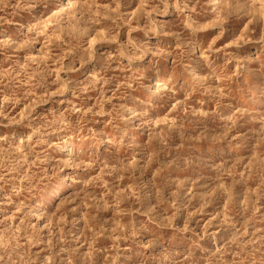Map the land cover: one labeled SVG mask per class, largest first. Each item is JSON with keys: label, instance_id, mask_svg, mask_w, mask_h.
<instances>
[{"label": "clouds", "instance_id": "obj_1", "mask_svg": "<svg viewBox=\"0 0 264 264\" xmlns=\"http://www.w3.org/2000/svg\"><path fill=\"white\" fill-rule=\"evenodd\" d=\"M190 3L191 0H177L175 4L171 0H150L147 7L152 11L147 16L145 27L141 29L143 36L147 39H144L142 43L136 36H129L126 43L120 41L117 29H124L125 25L128 24V14L119 10L125 6L124 4L118 5L114 14L113 10L110 9L108 18L114 20L115 24L101 22V27H104L105 32L110 37V42L113 44L110 49L113 59L107 64V71H105L102 60L97 61L100 64L99 70H97L96 63H94L96 61L94 53L87 58L82 55L65 54L64 58H67L69 63L63 68H59L60 61L56 56H53L52 59L57 60L58 71L64 75L56 76V92L39 100L40 103L53 105L51 108L53 117L46 123H34L37 117L32 115L31 110L24 114L23 122L14 116H10V109L25 103L30 99V96L21 94L18 84H10L6 88L0 87V129H9L7 132H0V145H7L13 141V138L18 136V129L25 130L19 133L21 140L27 137L31 141L24 143V153L21 156H16L10 148L4 150L3 172L0 174V217H2L0 219V229H2L0 232V264H89L85 254L79 251V242L76 241L75 246H71L72 242L75 241V233L72 228L80 223V213L83 212L80 201L84 200L92 210L111 208V199H103L96 190L100 188L101 183L105 184L107 190H105L104 196L108 197L109 190L114 192L117 187L123 186L117 183L121 179L132 183L137 192H143L146 196H151L157 187L161 188L164 193V202L160 207L167 209L166 214L174 220L182 218L185 214L189 217L184 228H173L171 234L173 242H187V247L182 251L174 250L168 246L161 239L159 231H150L144 227L133 233L135 236L139 235L140 231H150L149 239L145 243L141 244L136 239H132L131 243L153 251L160 249L154 258L146 259L145 264H264V220L257 228L254 223L248 222L252 220L251 216L241 217L240 208L236 205L230 210L228 220L222 224L217 218L216 223L211 224L212 231L207 233V237L201 235L199 222L205 217L198 216L199 209L193 212L190 205L181 203L182 200L186 201L190 198L184 197L182 191L186 190L189 183L198 184L200 177L185 182L184 189L177 188L175 184L165 189L159 178L155 180L144 178L149 159L153 167L160 165L159 153H154L150 158L148 155L150 149L145 148L142 143L134 138L128 139L126 143L123 142V138L128 137V131L120 128V120L143 119L149 111L159 108L166 109L173 102L178 106H189L190 102L179 100L177 96L172 94V89L175 88L177 92L181 91L178 84L179 80H183L186 84L198 81L199 77L196 68L193 67V61H196L201 68L208 70L210 80L214 79L212 66L216 58L215 54L222 53L225 58L231 55L226 50L214 47V44L216 41L226 38V34L233 31V24L244 25L245 30L241 35L245 39L251 36L254 43L264 48V35H257L264 32V24H262L264 21V0H197L198 7H189ZM134 4L135 0H126L128 8ZM8 7V4L4 5V9ZM23 7L28 10L35 21L29 29L30 32H39L42 25L49 28L50 24L49 30L63 35L69 50H74L75 44L65 18L79 13V7L75 5L66 7L63 0H23ZM145 7V4L139 5L134 22L136 19L144 20ZM170 9H174L180 18L182 26L178 30L169 28L168 20L157 19V17L171 16ZM209 17L212 19L207 26L217 29L212 36L211 43H207V38L202 35L203 25L200 23L201 19ZM0 22L13 23L12 20L5 19L4 16H0ZM92 30L95 29L92 28ZM86 34H90L87 27L83 28L81 32L84 42H86ZM152 36L167 38V46L163 50L168 56H174L177 59L176 72L172 80L167 85L162 83L161 88L155 92L151 91V86L145 83L141 77L145 73L151 72L152 76H145V80L159 79L161 69L157 66V61L153 60L150 65L143 66L135 63L140 57L151 56L155 51L151 45ZM157 43H160L159 39ZM173 43L176 46V51H172ZM206 43L207 47H205ZM9 46V40L0 41V47L7 48ZM79 47L85 52L87 51L84 49L83 43ZM63 49L64 43L61 44L60 51ZM198 53L204 54L203 60H200ZM16 55L17 52L14 48L9 54V59ZM209 57H213V59H209ZM78 60L79 68L77 67ZM123 61H127V63H123ZM113 63L118 69L123 68L125 74L112 73L110 75ZM50 68V64L43 67L42 80L47 78ZM76 72H80L84 79H75L71 74ZM89 72L92 73L90 79L88 78ZM121 81V87L115 96L108 97L107 94ZM51 83V81L48 84L38 83L36 87H43L47 92ZM164 88L167 90H161ZM141 89L147 91L151 96L150 101H141V103L146 104L142 113L136 112L120 102L128 98L136 99L132 93ZM209 94L215 97L217 95L216 89L210 88ZM227 94L225 87L224 95ZM61 95L64 96L63 101L58 99ZM93 96H95L97 103L89 106V101ZM70 97H75V102ZM113 98L117 99V103L109 104L108 101ZM61 102L69 104L70 107L57 118L55 114L59 112V109L54 106ZM200 102L201 104L205 103L203 96L200 97ZM106 104L108 105L107 108L105 107ZM192 108L195 111L194 104ZM73 112L76 113L75 118L72 116ZM124 112L128 113L127 117L123 115ZM172 115L175 117L177 127L181 126L182 120L187 119L179 115V110ZM98 116L109 120V127L121 135L122 142L119 145V152H117L115 138L110 133L96 129L95 125L103 123L98 119ZM150 124L151 121L148 120L149 128ZM53 130H55V135H53ZM78 132L89 138L92 147L87 151L83 145L78 146L74 141ZM235 139L237 143L232 145L234 149L244 146L242 137ZM106 143L107 152L101 153L99 148L105 147ZM33 145L38 147L34 150ZM50 148L51 152H49ZM160 151L163 152L164 150L161 149ZM258 151L261 160H264V146H261ZM54 153L62 154V158L54 165L56 170L61 168L73 169L72 173L61 178L70 182L65 184L64 188L70 189L71 193L65 201L68 206L63 207L57 213L68 217L67 221L62 220L58 226L61 229L60 235H57V226L54 222L53 227L49 230L50 234L48 232L42 233L38 227L33 228L32 221L39 222L43 213L38 215L37 211L34 210L37 206L29 207L26 203L43 191L44 185L47 183V180L44 179L47 175V166L52 164L51 157ZM25 158L31 160V165H34L32 171L27 173L23 171ZM42 165L45 166L44 171H41ZM199 165L208 168L214 166L210 161L197 157H193L189 161V167L195 168ZM77 169L79 171H76ZM97 169L101 170L100 177L94 175ZM217 175L219 179L215 181L214 186L217 195L223 196L226 189H221L219 185L227 177L221 172H218ZM89 177L92 179L90 180ZM21 179L24 180L22 186L17 183ZM78 185H87V187H81L77 191L76 186ZM63 196L64 192L62 191L55 193L57 199H61ZM8 206L14 209L12 215L8 214ZM133 207L136 205L133 204ZM140 212L141 214L146 212L148 220L154 226H159L161 229L169 226L161 219L165 213L158 212L156 205L150 209H140ZM86 215H88V226L91 228V232L86 233L87 240L91 241V244L85 241L86 247L89 248L88 257L91 258L92 264H112L111 259L104 260L105 249L103 247H93V245H97V235H103L105 239L115 237L123 240L129 239L128 234L120 235L116 230L109 232L108 226H98L92 221L90 213ZM206 215H210V213H206ZM194 216H198L195 222L192 219ZM21 217H23V221L19 226L11 223L13 220H20ZM44 218L46 219V217ZM251 229H255V234L250 231ZM216 232H219V235H216ZM246 236L247 238H245ZM206 238L211 239L217 245L214 250L202 247L201 241ZM33 248L36 251H31ZM117 248L118 245L114 243L113 249ZM108 255L111 257L112 253L109 252Z\"/></svg>", "mask_w": 264, "mask_h": 264}, {"label": "rangeland", "instance_id": "obj_2", "mask_svg": "<svg viewBox=\"0 0 264 264\" xmlns=\"http://www.w3.org/2000/svg\"><path fill=\"white\" fill-rule=\"evenodd\" d=\"M149 2L150 0H135V4L128 8L126 0H63L66 7L75 5L80 9L79 13L65 18L75 44L74 50L70 51L63 35L49 30L50 24L49 28L42 25L39 32L29 31L35 21L28 10L23 7V0H0V9H3L0 11V16L13 21L10 24L0 22V41L9 40L10 43L7 48L0 47V52H2L0 54V87L6 88L10 84H18L21 94L30 96V99L25 103L11 108L9 115L23 122L24 114L31 110L32 115L37 117L34 123L43 124L52 119L51 108L53 105L39 102L40 98H47L56 92V76L64 75L58 71L57 60L52 59V57L56 56L60 61L59 68H63L69 63V60L64 58L65 54L82 55L87 58L94 53L96 56L94 63H96L97 70L100 67L97 61L102 60L105 71H107L106 66L113 59L110 51L113 44L110 42V37L105 32L104 27H101V22L115 24L114 20L108 18L109 10L112 9L114 14L117 6L124 4L125 6L119 10L127 12L128 24L125 25L124 29H117L119 39L126 43L129 36H136L142 43L147 37L143 36L141 29L145 27L147 16L152 11L147 7ZM171 2L175 4L177 0H171ZM5 4L9 5L6 9H4ZM141 4L146 5L144 9L145 18L144 20L136 19L134 22L135 13ZM189 7H198L197 0H191ZM170 11L172 12L171 16L157 17V19L168 20V27L172 30H178L182 26L180 18L174 9H170ZM211 19L209 17L200 20L203 25L202 35L207 38V43L212 42V36L217 31L215 27L207 26L211 23ZM21 25L23 27H20ZM85 27L89 28L90 31V34H86V42L81 37V32ZM232 28L233 31L226 34V38L216 41L214 44V47L231 53L227 58L222 53L215 54L216 58L212 66L214 79L210 80L208 70L201 68L196 61H193V67L196 68L199 77L198 81L186 84L183 80H179L178 84L181 91L177 92L175 88L172 89V94L177 96L179 100L190 102L188 107L178 106L173 102L166 109L159 108L149 111L143 119L132 118L119 121L120 128L128 131V137H124L123 142L126 143L128 139L134 138L142 143L145 148L150 149L148 154L150 158L154 153H159L160 165L153 167L149 159L144 178L153 180L159 178L165 189L172 184H175L177 188L184 189L185 182L200 177L198 184L189 183L186 190L182 191L184 197L190 198L186 201L182 200L181 203L190 205L193 212L199 209L198 216L205 217L199 222V231L201 235L206 237L207 233L212 231L211 224L216 223L217 218L223 224L229 219L230 210L236 205L240 208L241 217L251 216L252 220L248 222L254 223L257 228L264 220V215H262L264 214V160H261L258 151L261 146H264V48L254 43L251 36L245 39L241 35L245 30L244 25L233 24ZM257 35H264V32ZM158 39L160 43H157ZM62 43H64V49L60 51ZM81 43H83L84 49H87L86 52L79 47ZM207 43L205 47H207ZM151 45L155 48L152 55L140 57L135 63L143 66L150 65L153 60L157 61V66L161 69V79L153 82L152 78L145 80V76H152L151 72H147L141 77L145 83L151 86V91L155 92L161 88L162 83L167 85L172 80L176 72L177 59L174 56H168L163 50L167 46V38L152 36ZM14 48L17 55L9 59V54ZM172 51H176L174 43L172 44ZM197 55L200 60H203V53ZM209 59H213V57H209ZM123 63H127V61H123ZM49 64L51 65L49 75L42 80L44 75L42 69ZM77 67H80L79 60ZM111 70L110 75L112 73L125 74L124 69H118L114 63L111 65ZM71 75L77 80L84 79L80 72ZM91 76L92 73L89 72L88 78L90 79ZM49 81L52 83L47 92L43 87H36L38 83L48 84ZM121 83L122 81L118 82L107 96L114 97L120 89ZM225 87L227 88V95H224ZM210 88L216 89L217 95L215 97L209 94ZM132 96L136 99L128 98L120 102L136 112L142 113L146 104L141 103V101H150V94L141 89L132 93ZM201 96L205 98L203 104L200 102ZM70 98L75 102V97ZM58 99L63 101L64 96L61 95ZM96 103L95 96H93L89 101V106ZM108 103L116 104L117 99L113 98ZM193 104L195 111L192 108ZM54 107L59 109V112L55 114L59 118L60 114L66 112L70 105L61 102ZM105 107L107 108L108 105L106 104ZM177 110H179V115L182 118H187L182 120L180 127L176 126L175 117L172 115ZM123 115L127 117L128 113L124 112ZM72 116L75 118L76 113L73 112ZM98 119L103 123L95 125L96 129L110 133L115 138L117 152H119V145L122 142L121 135L109 127V120L102 116H98ZM148 120L151 121L150 128ZM7 131L9 129H0V132ZM22 131L25 130L18 129V136L14 137L9 144L0 145V174L3 172L4 150L10 148L16 156H21L24 153V143L31 142L27 137L24 140L19 138V133ZM53 135H55V130H53ZM236 137L243 138V147L235 149L232 147L237 143ZM74 141L78 146L83 145L86 151L92 147L89 138L83 133L78 132ZM37 147V145H33L34 150ZM161 149L164 151L161 152ZM99 151L106 153L107 143L105 147L99 148ZM49 152H51V148ZM193 157L210 161L214 166L212 168L203 165L195 168L189 167V161ZM61 158V153L52 155V164L47 166V175L44 177L47 183L44 185L43 191L26 202L29 207L37 206L34 210L37 211L38 215L43 213L39 222L32 221L33 228L38 227L42 233L48 232L50 234L49 230L53 227L54 222L57 226V235H60L61 229L58 226L62 220L67 221L68 219L67 216H61L57 213L63 207L68 206L65 201L71 193L70 189L64 188V185L70 182L61 178L72 173L73 169L61 168L56 170L54 165ZM129 163L131 164V161ZM24 164L23 171L25 173L32 171L34 165H31V160L25 158ZM44 168L45 166L42 165L41 171H44ZM218 172L227 177L219 185L221 189H226L223 196L217 195L214 186L215 181L219 179ZM94 175L100 177L101 170L97 169ZM89 179L92 178L89 177ZM17 183L22 186L24 180H18ZM117 183L123 186L117 187L114 192L109 190L108 197L104 196V192L107 190L105 184L101 183L100 188L96 190L103 199H111V208L92 210L84 200L80 201L83 212L80 213V223L72 228L75 233V241L72 242L71 246H75V242L78 241L79 251L85 254L89 264H92V261L88 257L89 248L85 245V241L91 244L86 236V233L91 232V228L88 226V215H86L89 213L92 221L98 226H108L109 232L116 230L120 235L128 234L129 236V239L121 240L115 237L105 239L103 235H97V245H93V247H103L105 249L104 260L111 259L112 264H145L146 259L154 258L160 249L153 251L131 243L132 239L139 240L141 244L145 243L149 239L150 231H159L161 239L174 250L182 251L187 247V242H173L171 234L173 228H184L189 217L185 214L182 218L174 220L166 214L167 209L160 207L164 202V193L161 188L157 187L151 196H146L143 192H137L132 183L122 179L118 180ZM81 187H87V185H78L76 190L79 191ZM57 191L64 192L63 198L57 199L55 197ZM130 201L132 203H129ZM133 204L136 207H133ZM153 205L157 206L158 212L165 213L161 219L169 225L168 227L161 229L159 226H154L148 220L146 212L141 214L140 209H150ZM8 208V214L12 215L14 209L11 206ZM206 213H210V215H206ZM198 216L192 217L194 222ZM22 221L23 217L20 220L11 221V223L19 226ZM144 227L150 231H140L139 235H133L138 229ZM250 231L255 234V229ZM215 234L219 235V232ZM114 243L118 245L115 250L113 249ZM201 245L213 250L217 247L209 238L201 241ZM31 251H36V249L33 248ZM109 252L112 253L111 257L108 255Z\"/></svg>", "mask_w": 264, "mask_h": 264}, {"label": "bare ground", "instance_id": "obj_3", "mask_svg": "<svg viewBox=\"0 0 264 264\" xmlns=\"http://www.w3.org/2000/svg\"><path fill=\"white\" fill-rule=\"evenodd\" d=\"M151 77V76H150ZM161 78H159V79H156V78H152V82L153 81H159Z\"/></svg>", "mask_w": 264, "mask_h": 264}]
</instances>
